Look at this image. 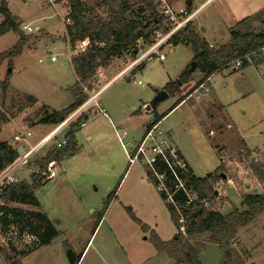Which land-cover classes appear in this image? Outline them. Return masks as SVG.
<instances>
[{
    "label": "rangeland",
    "instance_id": "374dc122",
    "mask_svg": "<svg viewBox=\"0 0 264 264\" xmlns=\"http://www.w3.org/2000/svg\"><path fill=\"white\" fill-rule=\"evenodd\" d=\"M6 1L19 22V30L0 31V54L13 49L20 33L30 35L32 40L21 54L6 58L0 65V141L11 144L15 133L30 128L33 136L29 140L35 144L56 125L36 122L43 108L31 103L30 98L36 97L56 109L74 101L77 79L65 38L69 6L64 0L54 1L55 6L50 0ZM82 1L92 6L97 0ZM206 1L193 0L192 10L196 11ZM186 2L163 1L176 12L187 8ZM3 3L0 0V7ZM251 5V0H212L197 12L192 25L209 43L225 44L230 27L237 23L231 20L233 10L248 12ZM4 20L0 13V25ZM24 24L33 31L24 30ZM150 46L140 42V53ZM160 54L164 60L159 59ZM52 56H57V60L52 61ZM126 56L124 64L127 61L130 64L134 58L130 53ZM193 59L194 50L190 45L166 44L143 69L128 73L106 89L103 99L112 106L104 103L106 114L98 115L96 108H92L87 118L81 119L74 128L76 149L80 150L58 162L55 179L41 178L42 184L35 190L40 206L20 203L7 206L46 213L60 235L50 245L38 248L32 235L19 234L15 228L4 229L1 215L0 264H13L16 259L22 264H71L67 256L69 249L77 256L82 255L78 264H177L166 252L160 253L152 240L153 233L163 241L176 235L178 230L169 209L140 161L133 162L126 170L130 166L128 153L143 138L145 126L181 100L180 93L176 92L147 110L143 106L146 95L152 94L150 102L157 88L178 80L190 69ZM256 59L244 67H236L232 61L210 76L206 89H199L197 93L201 97L192 94L178 104L162 119L157 131L163 136L168 132L172 135L197 176L214 177L216 169L223 167L226 178L216 179V199L212 203L208 201L206 208L217 209L224 215L234 207L241 208L243 194L254 193L255 189L264 194V182L255 177L248 163L254 159L264 164V61ZM9 74L10 85L5 92L3 83ZM202 78L200 69L192 75L194 81ZM139 96L142 102L134 105ZM83 121L86 127L81 125ZM123 129L128 132L127 136H122ZM89 130L94 131L91 138L85 134ZM69 131L70 127L61 131L38 157L43 158ZM40 169L34 161H29L18 170L17 177L31 183ZM110 195L112 200L94 232ZM185 231L193 244L207 242V233L190 236L186 226ZM26 245H29L27 251L33 252L13 259L14 251H19L16 247L23 250L27 249ZM230 249L232 261L241 256L238 264H264V212L238 228Z\"/></svg>",
    "mask_w": 264,
    "mask_h": 264
},
{
    "label": "trees",
    "instance_id": "16d2710c",
    "mask_svg": "<svg viewBox=\"0 0 264 264\" xmlns=\"http://www.w3.org/2000/svg\"><path fill=\"white\" fill-rule=\"evenodd\" d=\"M68 3L69 13L66 17L65 38L68 46L74 52L71 56V64L77 77V84L73 89L74 102L62 110H50L43 105V118L41 123L59 124L81 107L88 99L89 93L94 89L93 80L100 68L109 66L114 58H120L127 53L136 58L140 52L138 44L151 45L157 32L166 34L172 29L160 7L161 0H97L94 4L88 5L82 0H64ZM6 0L0 7V13L5 17L0 25V31H18L19 22L12 15L7 7ZM189 13H193L192 4L187 7ZM257 20L255 16H250L238 21L230 27L228 42L222 45L210 47V43L199 34L192 20L183 28L172 35L167 44L174 46L179 44L190 45L194 50V61L197 67L193 72L186 69L178 80L168 82L166 90L170 95L179 92L181 100L163 115H156L155 120L147 126V129L158 124L170 111L184 101L198 86L222 68L231 65L235 60H241L244 67L250 64L251 60L264 61V26L259 28L254 25ZM32 40L30 35L20 33L17 44L9 52L0 54V65L8 57L21 54L24 47ZM88 40V45L83 50L77 51V45ZM261 56V57H260ZM252 58V59H251ZM141 66V65H140ZM200 69L203 78L199 81L192 79L193 73ZM10 85V74L3 83V90L6 92ZM31 103H37L35 97H31ZM139 112V111H138ZM137 112V113H138ZM81 118L73 124L68 135V144L63 149L51 151L42 159L43 165L50 159L62 161L69 152H75V132L74 128L79 124ZM19 156L18 150L14 149L6 141H0V169L12 162ZM249 167L255 177L264 182V164L254 159L249 160ZM164 166H162V169ZM165 169V168H164ZM41 171V169H40ZM223 167L220 165L216 169V175L204 178L197 177L189 168L190 177L188 184L193 187L199 200L194 201L190 206L184 202H179L180 212L177 208L165 201V196L160 193L170 211L171 218L177 228L176 235L163 241L158 234H152V240L157 250L166 252L168 256L177 264H200L199 254L203 251L204 243L211 242L219 244L223 250L221 264H238L241 256L232 261V251L230 243L237 234L240 227L251 223L257 215L264 212V194L251 193L243 194L241 197V208L234 207L232 211L224 215L217 209H208L201 199L214 202L216 199L215 185L217 180L223 178ZM42 173L34 174L32 182L20 181L7 186L0 192V216L4 229L15 228L19 234L28 233L34 237V242L38 248L50 245L59 235L57 227L48 215L40 210H23L19 207L8 208L10 203H20L32 207H39L40 203L35 195V190L42 184ZM149 181L156 186V182L149 177ZM115 194V191H114ZM178 199L185 200L184 195H176ZM112 195L108 197L106 207L100 213L98 223L94 229L96 231L102 220ZM132 215V211L129 210ZM183 216L186 220L185 226L190 236L194 234L207 233V242L198 245L193 244L185 234L179 231L181 226L179 219ZM134 220L138 219L132 215ZM145 228V226H143ZM29 244V243H26ZM19 249L14 251L12 258L18 256L25 257L33 251ZM26 251V252H25ZM82 255H76L74 264H78ZM13 264H22L21 260H14Z\"/></svg>",
    "mask_w": 264,
    "mask_h": 264
},
{
    "label": "built area",
    "instance_id": "2783aa9c",
    "mask_svg": "<svg viewBox=\"0 0 264 264\" xmlns=\"http://www.w3.org/2000/svg\"><path fill=\"white\" fill-rule=\"evenodd\" d=\"M50 1L54 2L56 0ZM163 1L164 0H161V12L165 16L166 20L172 24V29L166 34L157 32L156 41L144 52L140 53V51L124 72H128L129 70L131 72L132 70L140 67V65L146 63L148 60H152L159 50L165 44H167L172 35L183 28L189 21L193 20L197 12L201 9L200 7L193 13H189L187 8H181L176 12L169 6L164 5ZM65 22L68 23L69 19L66 18ZM23 29L28 32L33 31L31 26L25 24L23 25ZM87 45L88 40L80 42L77 45V51L79 50L78 47H81V50H83ZM213 46L214 44L210 43V47ZM73 54L74 52L69 47L70 59ZM159 59L164 60V55L160 54ZM51 60L56 61L57 56H52ZM233 65L240 67L242 62L238 59L234 61ZM139 83L141 82L139 81ZM199 89L206 88L204 84H201L192 94H196ZM192 94L190 96H192ZM197 97L199 98L201 96L197 94ZM93 104L97 105L96 95H92L81 107H79L63 122L56 124L55 128L46 134L41 139V141L35 145H32L29 140V138L33 135L30 130L16 133L13 136V143L11 145L14 149L18 150L19 156L7 164L3 169H0V192L3 191L7 186L20 182L17 177L18 170L29 161H34L35 163V160L38 158V154L41 152V150L45 148L46 145L53 139H55L61 131L69 127L71 129L75 122H77L80 118L83 119V116ZM81 125L84 126L85 122H81ZM157 131V124L147 129L143 138L135 145L134 149L128 153L130 157V164L140 161L143 167L146 169L147 175H149V177H151L156 182V189L158 192L165 196V201L174 205L180 212L179 202H184L186 206H190L194 203V201L199 200L197 193L193 190V187L188 184L190 177V166L177 145L172 142L171 139L167 137V135L163 136L160 131ZM126 134L127 133L124 132L122 136H125ZM67 144L68 138H65L64 136L62 141L54 143V145L49 148L43 158L46 157L51 151L63 149L67 146ZM20 148H22V152L19 151ZM149 152L151 153L150 155ZM43 158H41V160ZM162 166H164L165 169H162ZM40 168L41 171L39 172L42 173V176L46 180H52L58 175V161L56 159H50L44 165L42 163ZM178 193L180 195H184L186 199H178L176 197ZM201 203L205 207H207L209 204L206 199H201L200 204ZM179 222L181 224L179 231L185 234V218L181 216Z\"/></svg>",
    "mask_w": 264,
    "mask_h": 264
},
{
    "label": "crops",
    "instance_id": "0c3cea01",
    "mask_svg": "<svg viewBox=\"0 0 264 264\" xmlns=\"http://www.w3.org/2000/svg\"><path fill=\"white\" fill-rule=\"evenodd\" d=\"M212 0H207L205 3H203L200 7H201V9L203 8V6L204 5H206L207 3H209V2H211ZM51 4H52V6H55L56 4L55 3H53V2H50ZM251 3H252V5H251V8H250V10L248 11V12H242V13H239V9H237V10H233V15H231V20L233 21V22H238V21H241L242 19H244L245 17H249L250 15L252 16H255L256 18H257V20L254 22V25L256 26V27H258V26H260L259 28H261V27H263L264 26V0H251ZM192 4H193V0H192ZM199 7V8H200ZM230 12V11H229ZM66 19V18H65ZM230 35V34H229ZM166 45V44H165ZM169 45V44H168ZM34 48H36V46H34ZM163 48V47H162ZM126 58H128V56H126V55H124V56H122V57H120V58H114L112 61H111V63L109 64V66H107L106 68H100L98 71H97V73H96V76H95V78H94V80H93V86H94V89L92 90V91H87L88 93H89V98L92 96V95H96V103H97V105H95V104H93L92 106H90V108H89V110L85 113V115L83 116V118H87V114L88 113H90L91 112V109L92 108H96V115H98V114H106V112L104 111V108H103V105H104V103L105 104H107V105H109L110 107L112 106V103L111 102H108V101H106V100H104L103 99V96H104V94L106 93V89L108 90V87L111 85V84H114V83H117L119 80H121V79H123V77L124 76H126L128 73H132V74H134L135 72H136V70L137 69H143L144 68V66H145V63L144 64H142L140 67H138V68H136V69H134V70H132L131 72H130V70L128 71V72H124L125 70H126V68L128 67V65H129V62L127 61L125 64H124V60L126 59ZM71 60V59H70ZM63 64L65 65L66 64V62L64 61L63 62ZM72 65V64H71ZM123 66V67H122ZM119 67H122V68H119ZM72 68H73V66H72ZM74 71V70H73ZM75 73V72H74ZM76 76V75H75ZM76 79H77V77H76ZM105 82V83H104ZM104 83V84H103ZM138 83H139V81H138ZM139 84H141V83H139ZM201 84H204V86L206 87V80L203 82V83H201ZM200 84V85H201ZM199 85V86H200ZM198 86V87H199ZM75 87V86H74ZM74 89V88H73ZM158 89V88H157ZM194 92V91H193ZM192 92V93H193ZM191 93V94H192ZM198 92H196V94H197ZM190 94V95H191ZM188 96V97H191V96ZM73 96H74V94H73ZM146 97H148V98H146V101H144V104H143V106H146L148 103H149V100L151 99V97H152V94H147L146 95ZM187 97V98H188ZM36 98V97H35ZM200 98V97H199ZM37 99V103L36 104H38L39 106H43V105H45V106H47L50 110H62V109H64V108H66V107H68L69 105H71V104H69L68 106H65V107H62L61 109H56V108H54V107H52L51 105H49V104H46V103H43L42 101H40L38 98H36ZM74 100H75V96H74ZM142 100V98H141V96H139L138 98H137V100H136V102H135V104L134 105H137V104H139L140 102H142L141 101ZM183 102V101H182ZM135 108V106H133L132 107V109H134ZM103 112V113H102ZM138 111H136V113H137ZM104 116H106V115H104ZM167 116V115H166ZM42 118H43V114L36 120V122H38V123H41V120H42ZM162 121V120H161ZM160 121V122H161ZM160 122L157 124V127L159 128V124H160ZM111 123H113L112 121H111ZM43 124H45V123H43ZM150 124V123H149ZM148 124V125H149ZM52 125H54V124H52ZM148 125H146L145 126V132L147 131V126ZM85 127H86V124L84 125ZM83 126V127H84ZM113 127H114V129H115V131H116V127H115V125L113 124ZM27 130H30V128H27ZM25 131V130H24ZM23 132V131H22ZM124 132H126L127 134L125 135V136H127L128 135V132L126 131V130H124L123 129V132H122V134L124 133ZM145 132H144V134H145ZM17 133H19V132H17ZM93 133H94V131H92V130H89L88 132H85V134H86V136H87V138H91L92 137V135H93ZM118 133V132H117ZM16 134V133H15ZM14 134V135H15ZM165 135H167V137L169 138V139H171V141L172 142H174L176 145H177V147L179 148V150L181 151V153H182V155L184 156V158L187 160V162H188V164H189V166H190V168L192 169V171H193V173L195 174V171H194V169H193V167H192V165H191V163H190V161L188 160V158H187V156H186V154L184 153V151L179 147V145L173 140V138H172V135L168 132V133H166ZM33 136V135H32ZM44 137V136H43ZM42 137V138H43ZM41 138V139H42ZM41 139L38 141V142H40L41 141ZM13 141V140H12ZM91 141H93V138L91 139ZM30 142H31V140H30ZM37 142V143H38ZM11 144L13 143V142H10ZM37 143H35V144H37ZM137 143V142H136ZM31 144H32V142H31ZM35 144H32V145H35ZM76 146H78V144L76 143ZM76 150H80L79 148L78 149H76ZM71 151H69L68 153H70ZM66 154L65 156H72L74 153L73 152H71V154L69 155V154ZM46 154V153H45ZM44 154V155H45ZM36 159H39L41 162H42V160H41V158L40 157H38V158H36ZM130 167H131V164H130V166L127 168V170L126 171H128L129 169H130ZM60 170V169H59ZM196 175V174H195ZM58 176V175H57ZM56 176V177H57ZM197 176V175H196ZM55 177V178H56ZM197 177H199V176H197ZM54 178V179H55ZM53 180V179H52ZM81 260V259H80Z\"/></svg>",
    "mask_w": 264,
    "mask_h": 264
},
{
    "label": "water",
    "instance_id": "95a60500",
    "mask_svg": "<svg viewBox=\"0 0 264 264\" xmlns=\"http://www.w3.org/2000/svg\"><path fill=\"white\" fill-rule=\"evenodd\" d=\"M192 4V0H187L186 5L190 6ZM197 67V62L193 61L189 71L193 72ZM170 94L166 90V85L163 86L161 89H157V93L155 97L146 105L147 110H151L154 107H156L159 103L164 101L165 99L169 98ZM69 132L65 134V138H68ZM20 152H22V148L19 149ZM69 155L71 154L68 153ZM35 163L41 167L42 162L39 159L35 160ZM211 174V173H209ZM223 178H226L225 175H223ZM254 192H257V189L254 190ZM68 259L71 264H74L76 261V254L73 252V250L69 249L67 252ZM223 257V250L219 244L207 242L204 243L203 251L199 254L198 261L200 264H220Z\"/></svg>",
    "mask_w": 264,
    "mask_h": 264
}]
</instances>
